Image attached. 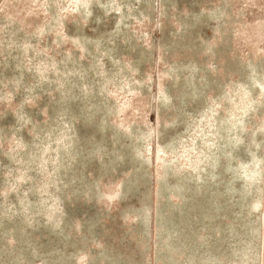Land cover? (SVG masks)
Instances as JSON below:
<instances>
[{"label":"rangeland","instance_id":"rangeland-1","mask_svg":"<svg viewBox=\"0 0 264 264\" xmlns=\"http://www.w3.org/2000/svg\"><path fill=\"white\" fill-rule=\"evenodd\" d=\"M0 264H264V0H0Z\"/></svg>","mask_w":264,"mask_h":264}]
</instances>
